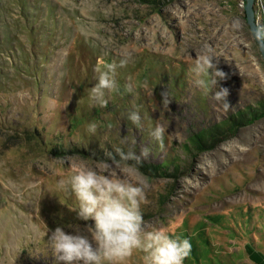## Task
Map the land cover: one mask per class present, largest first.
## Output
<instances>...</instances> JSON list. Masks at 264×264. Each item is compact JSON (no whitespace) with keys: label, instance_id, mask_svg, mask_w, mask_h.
<instances>
[{"label":"rangeland","instance_id":"rangeland-1","mask_svg":"<svg viewBox=\"0 0 264 264\" xmlns=\"http://www.w3.org/2000/svg\"><path fill=\"white\" fill-rule=\"evenodd\" d=\"M245 2L0 0V264H65L52 232H86L95 221L78 218L58 181L72 166L102 168L106 152L119 158L126 136L137 153L152 149L138 171L115 170L146 185L145 230L188 238L185 264H264V63ZM253 9L264 26V0ZM205 49L227 73L218 82L229 90L227 113L192 84ZM110 63L120 92L100 108L89 98L95 68ZM135 106L141 128L124 117ZM157 120L168 127L163 148L150 136Z\"/></svg>","mask_w":264,"mask_h":264},{"label":"clouds","instance_id":"clouds-1","mask_svg":"<svg viewBox=\"0 0 264 264\" xmlns=\"http://www.w3.org/2000/svg\"><path fill=\"white\" fill-rule=\"evenodd\" d=\"M252 36L257 44L264 46V26L255 27ZM218 58L211 49H205L196 56L191 67L192 84L202 95L222 105L227 113L230 111L227 102L229 90L218 87V82L226 79L227 73L218 67ZM130 59L129 55L124 56L119 66H126ZM116 68V63L95 68L97 83L91 88L89 97L94 106L107 107L109 94L120 92L115 78ZM125 91L133 92V85H126ZM162 96V104L169 105L173 98L169 90L163 92ZM124 117L136 128L142 127L138 106ZM96 130L97 125L91 123L89 131L95 133ZM167 130L168 127L157 120L150 132L151 138L160 148L165 145ZM121 141L127 145V150L115 147L119 158L113 152H106L107 159L101 161L102 168L86 164L72 166L71 174L59 179V186L74 194L78 201L77 207L73 209L77 210L78 218L84 221L92 219L95 226H89L85 232L79 225L69 224L68 227L73 228L74 233H67L57 227L50 236L53 254L65 264H79L81 261L83 264H125L134 252L141 251L144 253L143 264H185L191 254L190 240L166 228L145 230L141 205L146 198V185L133 182L126 175L115 171L125 166L138 171L144 160L152 154V149L143 147L137 153L134 136H126ZM62 162L65 163V160Z\"/></svg>","mask_w":264,"mask_h":264},{"label":"water","instance_id":"water-1","mask_svg":"<svg viewBox=\"0 0 264 264\" xmlns=\"http://www.w3.org/2000/svg\"><path fill=\"white\" fill-rule=\"evenodd\" d=\"M253 5H254V0H246L245 5H244L245 20H246V24L249 27L251 36H252V30L255 27H257L256 22H255ZM252 38H253V36H252ZM255 43L257 44L256 41H255ZM257 47H258V51H259V54L261 56V59L264 63V46L257 44Z\"/></svg>","mask_w":264,"mask_h":264},{"label":"crops","instance_id":"crops-1","mask_svg":"<svg viewBox=\"0 0 264 264\" xmlns=\"http://www.w3.org/2000/svg\"><path fill=\"white\" fill-rule=\"evenodd\" d=\"M257 263H258V264H263L262 262H260V261H258V260H257Z\"/></svg>","mask_w":264,"mask_h":264},{"label":"built area","instance_id":"built-area-1","mask_svg":"<svg viewBox=\"0 0 264 264\" xmlns=\"http://www.w3.org/2000/svg\"><path fill=\"white\" fill-rule=\"evenodd\" d=\"M259 1H261V0H259ZM262 4V3H261Z\"/></svg>","mask_w":264,"mask_h":264}]
</instances>
